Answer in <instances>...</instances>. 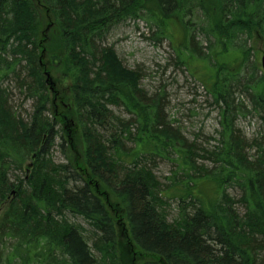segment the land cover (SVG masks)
I'll return each instance as SVG.
<instances>
[{"label": "trees", "instance_id": "obj_1", "mask_svg": "<svg viewBox=\"0 0 264 264\" xmlns=\"http://www.w3.org/2000/svg\"><path fill=\"white\" fill-rule=\"evenodd\" d=\"M126 21L169 40L192 75L205 69L219 115L215 146L188 144L159 95L140 87L141 73L121 69L100 45ZM256 37L264 0H0V262L264 264V135L248 141L236 126L248 112L243 98L264 124V76L249 63ZM228 57L240 65L226 73ZM10 76L33 101L26 120L11 105ZM54 117L66 161L58 166L49 158ZM162 154L176 167L166 189L146 165ZM172 199L179 214L169 223L162 210Z\"/></svg>", "mask_w": 264, "mask_h": 264}, {"label": "rangeland", "instance_id": "obj_2", "mask_svg": "<svg viewBox=\"0 0 264 264\" xmlns=\"http://www.w3.org/2000/svg\"><path fill=\"white\" fill-rule=\"evenodd\" d=\"M173 37V43L176 44V42H180L181 33L175 31ZM199 40L202 41L201 37L197 35L196 41ZM250 44L252 52L249 63H253V66L256 64L261 71L260 59L264 51V37H256ZM100 45L113 50L121 69L124 68L128 72L134 73L135 76L137 73H141L140 87L149 95L155 93L159 95L163 105L165 120L171 123L173 128L179 130L180 135L188 144L193 143L201 150L210 149L217 144L215 140H210V138L214 139L217 137L215 132L218 128L219 115L212 97L206 90V87H210L211 80H208L204 74L206 72L205 69L199 68L192 75V70H194L192 65L190 66L189 62L188 65L183 63L186 58L184 57L182 61H179L178 57L181 56L177 54L172 43L169 40L156 41L154 36L151 35V29L143 21H126L118 25L101 40ZM217 62H222L219 56ZM225 62L227 65H225L223 71L226 73L238 69L240 65L238 64V58L234 60L228 57ZM260 74L262 73L259 72ZM9 80L12 81L14 78L11 77ZM12 82L7 85L11 87L10 91L13 96L11 105L17 114L20 113V115H16L26 120L32 112L33 101L25 99L16 90L14 81ZM49 96L48 113L53 114L57 112L52 105L53 97L55 96L52 93ZM67 97L71 98V95L67 94ZM241 101L247 106L248 110L244 117L240 116L236 120V126L243 137L249 141L264 135V124L259 114L249 109L248 103L244 98ZM109 109L121 119L127 120L131 118L122 109L115 107H110ZM56 121L57 138L54 140V147L50 151L49 158L58 166L66 161L58 147L61 143L58 132L63 125L59 118ZM72 129H74V126L70 129V132L65 131L62 135L64 136L65 134L72 137L76 133L71 131ZM127 145L129 147L133 146L131 142H128ZM246 153L251 157L254 152L247 151ZM166 156L170 155L162 154L161 158L154 157V160L146 162V165L153 173L152 175L161 183L163 189L171 185V181L168 178L176 170L175 164L170 161L172 157L166 158ZM196 163L198 167L201 165L208 168L212 167V163L205 160L198 159ZM21 173V176H24V170ZM26 174L29 175L30 171H26ZM17 175H19L17 172L10 173L9 178L13 181L15 179L14 176ZM226 193L234 199L240 196L239 189L233 186H227ZM179 205L175 199L167 200V207L163 208L164 211L162 210V213L167 215L166 219L169 223H172L178 217ZM239 211L243 212L242 208ZM70 221L86 226V223L81 219ZM5 253L6 250H4V255ZM3 260H5V256L2 257L0 264L3 263Z\"/></svg>", "mask_w": 264, "mask_h": 264}, {"label": "water", "instance_id": "obj_3", "mask_svg": "<svg viewBox=\"0 0 264 264\" xmlns=\"http://www.w3.org/2000/svg\"><path fill=\"white\" fill-rule=\"evenodd\" d=\"M261 68H262V71H263V74H264V51L262 52V57H261ZM48 77V76H47ZM49 79H47L48 81Z\"/></svg>", "mask_w": 264, "mask_h": 264}]
</instances>
